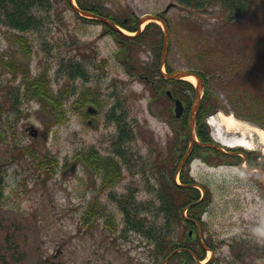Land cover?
<instances>
[{
  "label": "rangeland",
  "instance_id": "1",
  "mask_svg": "<svg viewBox=\"0 0 264 264\" xmlns=\"http://www.w3.org/2000/svg\"><path fill=\"white\" fill-rule=\"evenodd\" d=\"M97 1L117 18L166 12L172 24L168 62L174 70L195 68L202 72L219 97L222 108L207 117L216 140L221 141L209 122L216 123L219 135L223 133L229 140L241 136L226 129L224 115L264 131L232 113L230 85L222 78L233 72L246 74L244 80L248 74L264 75V0H257L253 10L235 19L219 5L193 9L178 0ZM40 13L45 17L42 28L25 32L32 41L31 56L14 42V29L0 23V264H164L165 258L156 256L155 243L144 234L127 231L123 235L126 225L109 193L113 189L102 185L98 174L78 158V153L89 147L104 155L116 153L114 160L124 165L117 194L133 188L137 199L159 202L160 184L170 181L177 166L172 155L175 144L180 136L188 135V129L172 121L167 98L138 78L134 70L143 73L157 53L161 58L163 30L122 49L119 38L104 24L79 18L67 0H53L51 10ZM150 22L145 21L143 27ZM11 59L27 72L15 78L5 64ZM78 60L88 69V79L72 78V71L69 73L70 62ZM126 60L132 63L130 68ZM39 75L48 76L46 86L56 96V108L23 95L20 111L11 112L9 100L14 91H24ZM85 93L86 98H97L98 104L81 103L78 98L84 100ZM90 105L97 106L94 113L88 112ZM111 113L118 117H111ZM122 128L129 129V137L119 138ZM246 137L254 142L253 147L236 148L254 149L253 156L261 155L264 163L260 137ZM25 145L33 151L22 152L19 146ZM46 155L58 160L54 175L43 172L39 157ZM189 172L211 191L204 214L205 236L214 243L216 259L209 261L213 253L208 250L202 260L205 263L195 260L190 264H264V187L260 175L238 164L209 165L200 157L191 161ZM95 202L106 207L105 212L107 206L115 211L116 230L108 227L105 217L84 222L85 210ZM155 204L143 214L147 220L161 223ZM185 232L178 224L172 236L179 241ZM180 261L174 258L167 264Z\"/></svg>",
  "mask_w": 264,
  "mask_h": 264
},
{
  "label": "trees",
  "instance_id": "2",
  "mask_svg": "<svg viewBox=\"0 0 264 264\" xmlns=\"http://www.w3.org/2000/svg\"><path fill=\"white\" fill-rule=\"evenodd\" d=\"M180 4L183 6L191 7L193 9H205L210 5H219L225 9L230 15L231 19L240 18L245 16L248 12L254 9L255 4H257V0H178ZM78 5L87 11L94 12L99 15L107 16L109 19L113 20L115 23L119 24L121 27L125 28L128 31L136 32L140 27V18L136 16L134 13L117 18L109 10H105L101 8L100 4H98L97 0H77ZM67 4L70 8V2L67 0ZM53 7V0H0V23L7 25L14 29L13 37L17 43L22 46L23 50L27 53H32L33 45L32 41L25 35V32H31L34 30H39L44 25L45 17L40 13L43 11L45 14L51 10ZM155 15L163 18L169 24L171 29V22L166 15V12L163 11L161 13H156ZM79 18H82L84 21H96L94 19L84 18L80 15H77ZM108 30L114 33L122 43L121 48L126 47V45L132 46L137 45L145 41L146 39L152 37V33L162 31L161 26L156 22L149 23L144 31L140 35L136 36H128L124 33H120L112 30L109 26ZM120 48V49H121ZM158 56L160 53H157ZM156 56L153 60V64L150 67H144V75L149 76L152 81V87L155 91L167 98H170L165 93L164 89L171 85V89L173 93L181 98L186 104V111L182 119L177 120L173 117V122L178 121L181 128L186 127L190 129L189 119L190 113L195 101L196 97V88L195 86L188 80L184 79H167L162 76L160 72V61L161 59ZM121 57V55H120ZM122 59V58H121ZM0 60L3 61V59ZM127 61V60H126ZM127 63V67H131V62ZM8 67L12 68L14 72V77L17 78L19 73L25 74L27 70L22 66L15 63L14 60H8L5 62ZM74 67L77 70V75H86L87 69L83 66L82 62L76 61ZM167 71L169 73L173 72L171 64L166 63ZM190 71L197 72L200 74L205 81L207 82L206 76L200 72L199 70L193 68L189 69ZM134 73L137 75L143 74L141 72H137L134 70ZM237 72H233L231 76L222 75L223 83H228L230 87H227L228 92L230 93L231 101L233 102L234 108L233 111L235 114L243 119L250 120L264 128V75L262 73H254L248 74L249 77L247 80H244L243 77L246 74H235ZM226 78V79H225ZM48 78L44 75L38 76L34 79V81H30L24 87L25 90H21L20 88L14 91L9 100L10 111L18 113L20 111V97L23 95L27 99L38 98L41 96H46L49 98H54L51 91L46 86ZM81 103H86L88 100H83L82 97L80 99ZM92 100H89V102ZM94 102V101H92ZM221 108V103L218 95L211 89L207 82V88L205 94L203 96L200 110L197 118V135L202 142H214V139L211 136L210 128L206 122V116L211 113L216 112ZM111 117L117 118L118 116L115 113L110 114ZM120 122H122V118H118ZM130 136V132L128 128L121 129L120 139ZM189 144V136H187V140L183 149L185 150ZM203 148H207L202 146L201 144H195L194 146V154L201 155ZM19 149L22 152H31L33 151L30 145L19 146ZM217 155L223 156L218 150L211 148ZM254 152H247V159L249 166L255 165H264L257 163L258 155L253 156ZM84 163L92 164L97 171H104V178L108 182V185H114L121 179V167L119 162L114 160L111 156H103L100 152L94 147L83 149V151L78 153ZM226 156V155H225ZM227 158V156H226ZM239 162L243 159L241 157L238 158ZM225 160V159H221ZM39 162L43 168V172L45 175H53L54 173V164L55 160L52 158L46 157L45 161L41 157H39ZM52 166V167H51ZM174 174V170L172 175ZM0 175L3 176V173L0 172ZM190 175L188 173L182 174L183 181H188L190 179ZM1 181V178H0ZM200 197V191L197 188H193L192 190L182 188L176 184H170L168 182H164L160 184L159 187V213L157 214L161 218V223H158L155 220L148 221L143 217L142 208L143 202H137L132 199H119V203L123 210H125L128 221L131 226L138 230L139 232L146 235L150 240L155 243V254L158 258L163 259L166 258L173 250L179 247H186L194 250L198 256L202 259L205 255V250L203 248L197 249V245L199 244L197 240L192 243L191 237L189 236V232L187 229L191 228L193 222L183 215L184 208L190 203L194 202ZM200 205H195L190 208L189 216H192V212H194ZM96 207L92 205L88 208L84 214L83 220L85 222H89L94 215H99L100 213L96 211ZM146 221V222H145ZM185 224L186 232L184 238L177 241L173 238V228H175L178 224ZM191 243V244H190ZM194 244V246L192 245ZM206 244L213 248V243L209 240L206 241ZM188 257L189 261H193L194 259L191 254L184 252L182 253Z\"/></svg>",
  "mask_w": 264,
  "mask_h": 264
},
{
  "label": "water",
  "instance_id": "3",
  "mask_svg": "<svg viewBox=\"0 0 264 264\" xmlns=\"http://www.w3.org/2000/svg\"><path fill=\"white\" fill-rule=\"evenodd\" d=\"M73 7H74L76 12L80 13L81 15H83L85 17L98 19L101 22L111 26L115 31H120V32L126 33L120 26H118L116 23H114L112 20L108 19L105 16L97 15L93 12L83 10L75 4H73ZM147 19L160 20L164 24V50H163L162 61H161L162 65H164L166 62V59H167V54H168L169 45H170V33H169L168 24L163 19H161L160 17H157V16L152 15V14L148 15L145 18H142L141 22H144ZM142 31H143L142 29H139L137 34H140ZM163 75L165 77H168V78H176V79L183 78L184 76H187V75H194V76H196V78L198 80L197 96H196V100H195V103L193 106L192 116H191V121H190V130H191V146L189 148V153H190L193 144L196 142V137L194 135L195 134V128H196V117H197V113L199 111L200 103L202 100L203 91L205 89V82L198 74L187 71V70H179V71H175L173 73L163 72ZM168 94L171 95V91H168ZM175 111H176V115L178 117H180L184 112V105L180 99H177V101H176ZM220 149L223 150L222 148H220ZM187 157H188V155L181 162V166L185 163ZM176 252L177 251H174L170 256H168L167 259H169ZM182 264H186V263H182Z\"/></svg>",
  "mask_w": 264,
  "mask_h": 264
},
{
  "label": "bare ground",
  "instance_id": "4",
  "mask_svg": "<svg viewBox=\"0 0 264 264\" xmlns=\"http://www.w3.org/2000/svg\"><path fill=\"white\" fill-rule=\"evenodd\" d=\"M186 78L192 82L196 81V77L193 75L187 76ZM222 124L226 127L227 130H235L241 133L240 137H237L231 140L225 138L223 133H221V135H219L218 138L225 145H228V146L241 145V146L252 148L254 145V142L248 140L246 137V136H251L252 134H257L260 137L261 143L264 144V131L263 129L259 127L252 126L248 123L240 121L237 118L229 116V115L222 116Z\"/></svg>",
  "mask_w": 264,
  "mask_h": 264
},
{
  "label": "flooded vegetation",
  "instance_id": "5",
  "mask_svg": "<svg viewBox=\"0 0 264 264\" xmlns=\"http://www.w3.org/2000/svg\"><path fill=\"white\" fill-rule=\"evenodd\" d=\"M148 79V78H147ZM174 99V98H173ZM175 101V100H174ZM181 137H184V135H182ZM181 142V141H180ZM177 144V143H176ZM179 149V148H178ZM178 149H176L175 150V156L177 157L179 154H180V151L178 150ZM233 156H236V155H233ZM191 160V159H190ZM222 165H227V164H219L218 166H222ZM186 168V167H185ZM195 184V182H189V183H187V184H185V185H187V186H185L186 188H189L190 190H192L193 188H194V185ZM206 210V208H204L202 211L204 212ZM199 211H201V210H199ZM201 211V212H202ZM201 226V229H203L202 228V221L200 220L199 221V224H197L196 223V228L199 230V227ZM193 230H194V228H193Z\"/></svg>",
  "mask_w": 264,
  "mask_h": 264
}]
</instances>
